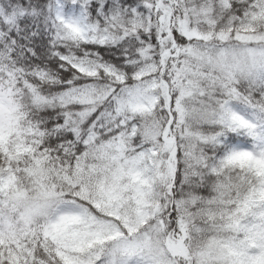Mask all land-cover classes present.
<instances>
[{"label": "snow or ice", "instance_id": "obj_1", "mask_svg": "<svg viewBox=\"0 0 264 264\" xmlns=\"http://www.w3.org/2000/svg\"><path fill=\"white\" fill-rule=\"evenodd\" d=\"M0 264H264V0H0Z\"/></svg>", "mask_w": 264, "mask_h": 264}]
</instances>
